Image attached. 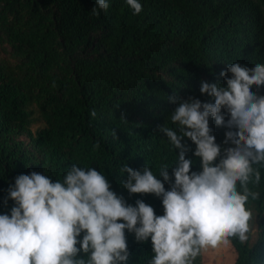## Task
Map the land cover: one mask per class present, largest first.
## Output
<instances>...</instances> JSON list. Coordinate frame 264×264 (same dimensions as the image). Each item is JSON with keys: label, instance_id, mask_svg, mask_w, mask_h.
Here are the masks:
<instances>
[{"label": "trees", "instance_id": "16d2710c", "mask_svg": "<svg viewBox=\"0 0 264 264\" xmlns=\"http://www.w3.org/2000/svg\"><path fill=\"white\" fill-rule=\"evenodd\" d=\"M140 3L139 15L125 0H109L107 12L93 16L95 0H0V214L15 206L8 189L18 175L37 172L55 182L76 164L103 174L127 204L139 199L163 215L162 197L122 187L128 173L121 168L147 165L170 190L179 150L159 128L179 135L170 119L179 101L214 103L201 94V82L226 86L220 72L229 64H264V0ZM252 91L264 96V86ZM209 126L222 158L231 146L223 143L228 129L211 117ZM182 143L191 171H201L195 144L186 137ZM261 177L260 198L249 204L257 231L251 242L232 240V264H264V169ZM125 234L126 264H148L150 239L140 243ZM202 263L201 254L194 264Z\"/></svg>", "mask_w": 264, "mask_h": 264}, {"label": "clouds", "instance_id": "9594fccd", "mask_svg": "<svg viewBox=\"0 0 264 264\" xmlns=\"http://www.w3.org/2000/svg\"><path fill=\"white\" fill-rule=\"evenodd\" d=\"M125 2L133 15L143 11L140 0ZM109 7V0H95L91 13L99 16ZM220 76L226 86L201 82V94L214 103L193 97L179 101L170 116L179 135L166 125L159 128L179 150L170 190L147 165L121 168L128 173L122 187L129 194L162 197L163 215H155L139 199L135 206L127 204L92 168L73 164L55 182L37 172L20 174L8 189L15 206L10 215L0 214V264H126L130 253L125 230L137 242L150 239L153 256L148 264H194L202 252L227 248L233 239L248 242L257 231L249 204L260 198L257 189L264 169V96L252 88L264 86V64L249 68L231 63ZM169 101L176 103L177 98ZM89 116L95 119L96 110ZM210 117L228 129L223 143L231 146L222 158ZM185 137L196 146L199 172L191 171L192 160L186 159ZM166 169L161 165L159 170L164 182L170 181Z\"/></svg>", "mask_w": 264, "mask_h": 264}, {"label": "rangeland", "instance_id": "374dc122", "mask_svg": "<svg viewBox=\"0 0 264 264\" xmlns=\"http://www.w3.org/2000/svg\"><path fill=\"white\" fill-rule=\"evenodd\" d=\"M39 124L40 123L36 121L32 125V130H35V128ZM254 235L250 236V242L253 241ZM201 254L203 259L202 264H232L235 258L234 250L231 245L227 248L218 249V250H209L207 252H202Z\"/></svg>", "mask_w": 264, "mask_h": 264}]
</instances>
